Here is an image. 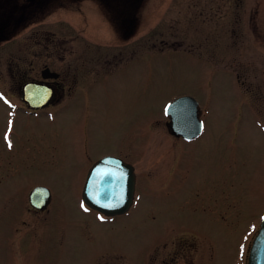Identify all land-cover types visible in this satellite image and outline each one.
<instances>
[{
  "label": "rangeland",
  "instance_id": "obj_1",
  "mask_svg": "<svg viewBox=\"0 0 264 264\" xmlns=\"http://www.w3.org/2000/svg\"><path fill=\"white\" fill-rule=\"evenodd\" d=\"M56 5L48 6V21L56 18ZM200 9L207 12L205 21L196 13ZM140 11V54L121 85L112 83L105 100L93 96L88 105L70 107L54 122L21 124L22 132H38L35 139L43 147L47 142L55 148L32 156L27 168L31 187H45L53 198L41 242L61 254L48 255L46 264H82L85 253L99 245L121 253V260L111 264H137L169 228L183 225L213 242L217 264H228L231 249L235 263L244 264L246 238L257 232L264 216V0H141ZM38 20L34 14L32 22ZM240 84L260 89L263 101ZM180 97L198 103L203 133L192 143L179 141L180 155L174 151L171 157L176 174L167 184L156 183L152 154L159 139L161 145L171 143L165 109ZM3 116L0 107V121ZM75 126L89 136L88 157L70 150ZM24 143L21 138L16 145ZM102 154L143 167L137 173L136 206L109 224L94 220L100 217L82 203L78 188L89 160ZM185 170L203 179L221 172L223 188L233 187V211L220 217L186 209ZM222 196L224 212L231 200Z\"/></svg>",
  "mask_w": 264,
  "mask_h": 264
},
{
  "label": "flooded vegetation",
  "instance_id": "obj_2",
  "mask_svg": "<svg viewBox=\"0 0 264 264\" xmlns=\"http://www.w3.org/2000/svg\"><path fill=\"white\" fill-rule=\"evenodd\" d=\"M51 1H0V49L14 46L9 49L10 52H0V107L4 113L0 121V264H46L48 255L61 254L57 250L60 248L45 246L41 242L48 228L47 222L51 220L52 195L45 187H31L27 180L31 157L43 155L45 150L52 153L55 148L47 142L43 147L40 140L35 139L38 132L25 128L22 132V122L31 121L34 125L51 123L70 107L88 105L93 96H102L105 100L115 87L112 83L121 85L124 82L127 68L136 63L141 50L138 26L143 17L141 0H88L90 3L86 5L79 4L80 0ZM51 4H57L54 7L56 18L48 21L47 8ZM196 13L205 21V9ZM34 14L39 15L37 22H32ZM207 22L212 23L211 18ZM236 78L240 80L239 76ZM240 85L249 87L254 100L263 101L260 89L254 85ZM197 108L201 133L191 140L174 135L167 117V136L171 143L161 145L163 140L159 139L155 144L157 154H152L151 167L155 170L156 183L165 180L167 184L176 174L174 158L171 157L174 151L180 155L182 147L179 141L192 143L203 133L202 112L198 103ZM77 126L68 138L70 150L76 155L88 157L89 136L86 132L80 133ZM21 138L25 143L17 146ZM106 157L129 165L134 180L128 211L114 217L88 207L82 196L88 172ZM190 160L193 161V158L190 157ZM86 167L85 178L78 188L82 203L100 217L94 220L109 224L116 216H126L136 206L137 173L142 166L136 169L121 157L102 154L91 162L89 160ZM186 175L188 182L183 191L186 209L191 208L192 212L203 210L208 216L211 212L213 216L220 217L233 211L236 203L233 187L225 185L223 188L221 172L204 179L201 174L192 173L191 176L188 170L183 172V176ZM35 190H39L41 195L33 198ZM46 193L48 198L44 197ZM222 195L231 200L224 212ZM32 203L46 205L37 209ZM166 233V238L156 242L147 258L137 264H217V252L208 237L204 238L184 225L169 228ZM256 233L246 238L244 264H247ZM230 254L228 264H236L232 249ZM85 255L82 264H111L122 258L120 252L111 251L103 245L90 249Z\"/></svg>",
  "mask_w": 264,
  "mask_h": 264
},
{
  "label": "water",
  "instance_id": "obj_3",
  "mask_svg": "<svg viewBox=\"0 0 264 264\" xmlns=\"http://www.w3.org/2000/svg\"><path fill=\"white\" fill-rule=\"evenodd\" d=\"M197 109L196 101L190 97H180L167 106L165 115L170 119V129L174 135L191 140L201 133ZM133 187L132 168L120 160L106 157L88 172L82 196L88 207L114 217L128 211ZM39 190L32 193L33 198L41 195ZM44 197L48 198V193ZM32 204L37 209L46 205ZM247 264H264V217L251 243Z\"/></svg>",
  "mask_w": 264,
  "mask_h": 264
},
{
  "label": "snow or ice",
  "instance_id": "obj_4",
  "mask_svg": "<svg viewBox=\"0 0 264 264\" xmlns=\"http://www.w3.org/2000/svg\"><path fill=\"white\" fill-rule=\"evenodd\" d=\"M82 207H83V205H82Z\"/></svg>",
  "mask_w": 264,
  "mask_h": 264
}]
</instances>
